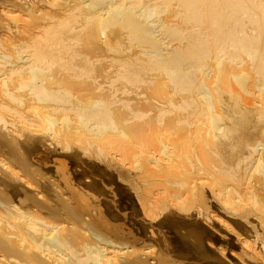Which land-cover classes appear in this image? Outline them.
<instances>
[{
  "label": "bare ground",
  "instance_id": "obj_1",
  "mask_svg": "<svg viewBox=\"0 0 264 264\" xmlns=\"http://www.w3.org/2000/svg\"><path fill=\"white\" fill-rule=\"evenodd\" d=\"M0 264H264V0H0Z\"/></svg>",
  "mask_w": 264,
  "mask_h": 264
},
{
  "label": "rangeland",
  "instance_id": "obj_2",
  "mask_svg": "<svg viewBox=\"0 0 264 264\" xmlns=\"http://www.w3.org/2000/svg\"><path fill=\"white\" fill-rule=\"evenodd\" d=\"M85 178H87V177H85Z\"/></svg>",
  "mask_w": 264,
  "mask_h": 264
}]
</instances>
